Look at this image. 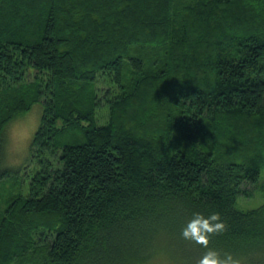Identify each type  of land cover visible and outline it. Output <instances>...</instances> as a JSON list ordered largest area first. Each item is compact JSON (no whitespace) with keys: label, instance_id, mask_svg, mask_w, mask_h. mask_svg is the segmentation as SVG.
I'll return each mask as SVG.
<instances>
[{"label":"trees","instance_id":"1","mask_svg":"<svg viewBox=\"0 0 264 264\" xmlns=\"http://www.w3.org/2000/svg\"><path fill=\"white\" fill-rule=\"evenodd\" d=\"M37 102L0 264H264V202L236 206L264 190V0H0V127ZM195 212L227 225L207 248Z\"/></svg>","mask_w":264,"mask_h":264},{"label":"clouds","instance_id":"2","mask_svg":"<svg viewBox=\"0 0 264 264\" xmlns=\"http://www.w3.org/2000/svg\"><path fill=\"white\" fill-rule=\"evenodd\" d=\"M42 124L41 110L38 105L17 111L0 127V158L10 168L20 166L27 158L37 129ZM227 229L219 212L205 216L195 212L182 230L185 240L195 242L207 248L212 235L223 234ZM184 264H191L185 260ZM198 264H242L241 260L229 252L207 248L199 258Z\"/></svg>","mask_w":264,"mask_h":264},{"label":"rangeland","instance_id":"3","mask_svg":"<svg viewBox=\"0 0 264 264\" xmlns=\"http://www.w3.org/2000/svg\"><path fill=\"white\" fill-rule=\"evenodd\" d=\"M34 105H38L40 110H41V114H42V104L37 102L35 103ZM107 112L105 110L104 107L101 108V110L99 111L98 113V119H99V122H104L106 117H107ZM28 159H30V151H29V154L27 156V158L25 159V161L20 165H26L25 167V174L26 173H30V169H31V164H29V162L27 163ZM261 178H262V181H264V171H263V177L261 175ZM10 188V185L9 183L6 184V187L5 189H9ZM23 188H25L23 186ZM262 202H264V190L261 186L257 187L255 189V192L252 196H244V195H240L238 198H237V202H236V206L238 208H242V209H250V208H255L257 206H259Z\"/></svg>","mask_w":264,"mask_h":264}]
</instances>
